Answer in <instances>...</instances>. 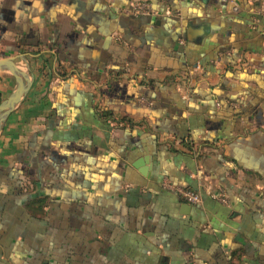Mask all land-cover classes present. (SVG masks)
<instances>
[{
    "label": "crops",
    "instance_id": "1",
    "mask_svg": "<svg viewBox=\"0 0 264 264\" xmlns=\"http://www.w3.org/2000/svg\"><path fill=\"white\" fill-rule=\"evenodd\" d=\"M149 1L0 0V264H264V0Z\"/></svg>",
    "mask_w": 264,
    "mask_h": 264
},
{
    "label": "water",
    "instance_id": "2",
    "mask_svg": "<svg viewBox=\"0 0 264 264\" xmlns=\"http://www.w3.org/2000/svg\"><path fill=\"white\" fill-rule=\"evenodd\" d=\"M23 60L25 66L19 64ZM0 70H7L15 77L16 84L10 96L0 103V135L8 120V117L16 110L24 100L33 84L31 66L24 55L12 56L0 59Z\"/></svg>",
    "mask_w": 264,
    "mask_h": 264
},
{
    "label": "built area",
    "instance_id": "3",
    "mask_svg": "<svg viewBox=\"0 0 264 264\" xmlns=\"http://www.w3.org/2000/svg\"><path fill=\"white\" fill-rule=\"evenodd\" d=\"M223 1L228 2L229 0H223ZM239 9L240 8L234 4L233 11L238 12ZM166 12L170 13L169 8H167ZM129 13L133 16H141V15L156 14V11L149 0H132ZM163 187L166 188L167 190L176 192L177 194H179V196L182 197L183 200H185L190 204H198L201 202V195L198 192L188 187L177 185L167 179L164 180ZM213 197L223 203L228 202V197L226 194H219V195L213 194Z\"/></svg>",
    "mask_w": 264,
    "mask_h": 264
},
{
    "label": "trees",
    "instance_id": "4",
    "mask_svg": "<svg viewBox=\"0 0 264 264\" xmlns=\"http://www.w3.org/2000/svg\"><path fill=\"white\" fill-rule=\"evenodd\" d=\"M0 103H1V99H0Z\"/></svg>",
    "mask_w": 264,
    "mask_h": 264
}]
</instances>
